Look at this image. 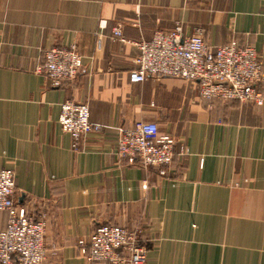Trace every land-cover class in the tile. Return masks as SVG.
I'll return each instance as SVG.
<instances>
[{
  "label": "crops",
  "instance_id": "0c3cea01",
  "mask_svg": "<svg viewBox=\"0 0 264 264\" xmlns=\"http://www.w3.org/2000/svg\"><path fill=\"white\" fill-rule=\"evenodd\" d=\"M178 25L212 47H253L264 73V0H0V170L14 174L16 207L47 216L43 264H86L78 242L98 226L141 230L143 264H264V102H207L177 78L128 81L134 44ZM69 46L81 70L52 87L36 72L42 52ZM65 101L87 104L101 127L78 150L58 124ZM137 122L187 154L163 175L127 165L117 138Z\"/></svg>",
  "mask_w": 264,
  "mask_h": 264
},
{
  "label": "built area",
  "instance_id": "2783aa9c",
  "mask_svg": "<svg viewBox=\"0 0 264 264\" xmlns=\"http://www.w3.org/2000/svg\"><path fill=\"white\" fill-rule=\"evenodd\" d=\"M113 36L127 43L120 28ZM134 46L138 54L133 60L136 68L129 72L131 84L147 78H177L193 83L200 99L213 101L251 102L261 106L264 102L259 86L264 84L261 61L253 47L230 41L216 47L205 43L200 32L183 36L181 27L170 31H157L151 40ZM82 60L74 46L55 47L42 52L36 72L42 74L52 87H60L79 74ZM58 124L71 138V147L78 150L79 143L88 136L99 134L101 127L89 121L87 104L65 101L60 104ZM175 140L160 135L156 124L137 122L120 130L116 155L127 165L139 163L143 168L155 167L163 175L176 154L186 155L187 148L174 151ZM14 174L0 170V212L8 213V223L0 231V264H43L47 258L44 245L46 214L29 216L14 203ZM82 250L86 264H143L148 247L139 229L98 226L90 234Z\"/></svg>",
  "mask_w": 264,
  "mask_h": 264
}]
</instances>
